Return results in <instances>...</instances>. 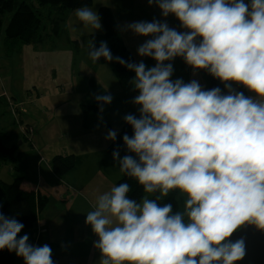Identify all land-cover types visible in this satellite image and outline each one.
Returning a JSON list of instances; mask_svg holds the SVG:
<instances>
[{"label":"clouds","instance_id":"1","mask_svg":"<svg viewBox=\"0 0 264 264\" xmlns=\"http://www.w3.org/2000/svg\"><path fill=\"white\" fill-rule=\"evenodd\" d=\"M162 15L174 14L188 31L166 22L139 21L126 26L139 36H151L137 49L156 61L127 62L113 57L107 42L88 45V56L115 61L135 72L138 92L132 101L140 116L124 117L134 134L123 142L136 157H119L121 174L143 188L137 202L129 198V183L113 185L96 196L86 214L98 237L99 264H236L245 256L244 239L229 237L245 224L264 230V0H148ZM75 15L86 27L101 29L92 8ZM200 38V39H198ZM182 57L194 69L207 70L225 84L202 89L198 81L171 79L172 61ZM235 82L256 94L245 96ZM97 102H112L97 95ZM116 131L107 139L115 141ZM183 198L181 210L159 202L170 192ZM150 198L151 194H157ZM24 225L0 212V250L7 248L24 264H54L49 245L34 246Z\"/></svg>","mask_w":264,"mask_h":264},{"label":"rangeland","instance_id":"2","mask_svg":"<svg viewBox=\"0 0 264 264\" xmlns=\"http://www.w3.org/2000/svg\"><path fill=\"white\" fill-rule=\"evenodd\" d=\"M106 2L118 11L115 18L121 40L132 52L135 63L147 61L154 67L156 61L141 57L137 52L138 47L152 37L136 35L126 28L130 23L139 22L136 21L138 17L131 16L133 8L140 7L147 12L159 9L158 17L162 22L178 32L187 30L174 14L164 17L157 4L149 5L148 0H93L87 7L98 13L100 7L107 6ZM157 19L153 16L149 22ZM6 24L0 35V96L12 98L17 109L6 108L2 99L0 139L5 147L14 149L16 160H6L0 152V180L12 184L21 178L23 188L39 189L47 197L43 214L48 224L40 236V246L51 247L54 264H99L101 253L93 246L98 237L85 223L86 214L92 210L96 196L113 185L118 186L123 177L118 162L109 152L113 140L106 137L110 130L119 134L126 115L139 118L140 106L132 102L137 94L121 86L110 65H97L88 56V45L93 44L91 35L105 32L102 23L99 30L86 27L73 10L66 16L65 38L38 46L19 44L12 51L11 45L8 47L5 42ZM165 63L173 65V81L196 80L202 89H212L208 79L213 76L207 70L194 69L182 57ZM229 83L235 91L256 98V94L244 85ZM104 94L111 95L112 102L97 118H87L83 105L95 103V97ZM224 94H227L226 87ZM13 111L18 114L15 116ZM88 124L95 126L88 127ZM72 154L82 157L83 162L67 176L55 174L51 169L54 157ZM125 155L135 158L133 153L119 151L121 159ZM171 194L183 200L178 191ZM35 232L37 227L21 231L18 238L27 234L29 243L34 245ZM1 253L2 264H24L23 258L15 263L8 262L11 252L7 248Z\"/></svg>","mask_w":264,"mask_h":264},{"label":"trees","instance_id":"3","mask_svg":"<svg viewBox=\"0 0 264 264\" xmlns=\"http://www.w3.org/2000/svg\"><path fill=\"white\" fill-rule=\"evenodd\" d=\"M93 0H0V35L5 22V39L10 46V50H14L20 44L28 45H43L52 42L54 39L65 38V18L66 15L79 7L91 5ZM98 15L105 29L104 33L98 34L95 32L91 35L93 44L99 48L100 42H107L113 57H121L127 62H134V57L131 51L123 44L112 11L108 6L99 8ZM49 30L44 33V30ZM97 65H110L116 73L119 83L127 91L138 92L134 89L132 80L135 77V72L130 71L126 66H123L115 61L111 62L100 58L96 62ZM211 88L219 87L221 91L224 86L214 77H209ZM108 95V94H104ZM107 104H103V110ZM6 108L8 106L5 105ZM101 103L95 102L90 105H83L86 117L98 116ZM136 116V115H134ZM138 118V117H137ZM92 125V124H91ZM90 126L89 124L87 125ZM1 134V133H0ZM127 134L131 137L134 132L131 125L124 123L121 131L116 136L115 141H112L109 146V152L113 154L114 150L127 152V147L123 142V136ZM0 139V152L4 154L6 160H16L14 149L5 147ZM130 153V152H129ZM135 158L136 154L133 153ZM138 159V158H137ZM82 157L72 155L56 156L52 160V171L62 177L72 172L81 164ZM21 178H18L12 184H6L0 180V212L8 218H15L18 222L24 225L22 231H29L35 225L38 214L43 212L47 205V197L35 190L25 189L21 186ZM127 182L131 186L129 198L141 199L143 195H148L143 192L142 186L132 178L125 175L118 181L120 183ZM157 194H151L150 198H154ZM161 205L171 203L173 212L179 211L183 207V200L176 199L172 194L166 199L159 202ZM2 250H0V264L2 260ZM11 261L17 262L22 257H18L15 252H11Z\"/></svg>","mask_w":264,"mask_h":264},{"label":"crops","instance_id":"4","mask_svg":"<svg viewBox=\"0 0 264 264\" xmlns=\"http://www.w3.org/2000/svg\"><path fill=\"white\" fill-rule=\"evenodd\" d=\"M109 8H110V10L112 11V14H113V17H114V20H115V24H116V27H117V29H118V32H119V34H120V31H119V28H118V25H117V20H116V18H115V14L116 13H118V11H117V9H115L114 7H113V5H111V4H109V3H105ZM71 12V11H70ZM159 13H160V11H159V9H157L156 11H154V12H152V11H150V12H147V11H145V10H143L142 8H140V7H136V8H133V11H132V13H131V16H132V18L134 19V17H138V19L136 20V21H147V22H149L150 20H151V18L153 17V16H156L158 19V21L160 20L161 21V19L162 18H159L158 16H159ZM128 14V13H127ZM119 15H120V13H119ZM67 16V15H66ZM65 20H66V18H65ZM162 22V21H161ZM49 31V30H48ZM47 31V32H48ZM185 31H187V30H185ZM120 37H121V34H120ZM5 41H6V39H5ZM145 42V41H144ZM6 44H8V43H6ZM8 47H9V45H8ZM132 53V52H131ZM145 63V65L147 66V67H151L152 65L149 63V62H147V61H145L144 62ZM116 74V73H115ZM122 86V85H121ZM225 89V88H224ZM126 90V89H125ZM127 91V90H126ZM128 92H134V91H128ZM136 93V92H135ZM222 93L224 94V90L222 91ZM137 94V93H136ZM138 95V94H137ZM4 97H5V95L3 94V96H0V107H2L3 105L1 104V101H2V99H3V101L4 102H2V103H4V105H6V106H10V107H12V109H14V108H16L17 109V106H15L16 105V103L14 102V100L12 99V98H9V97H7V99H4ZM13 114H15V116L18 114L17 112H14L13 111ZM100 115V114H99ZM98 115V116H99ZM98 116H93V117H95V118H97ZM95 125H92V126H89V127H94ZM30 138V137H29ZM67 156V155H66ZM75 170V169H74ZM74 170L71 172V173H73L74 172ZM67 176V175H66ZM33 190H35V191H37V192H40L41 193V191L39 190V189H33ZM42 194V193H41ZM46 209V208H45ZM45 209L43 210V212H41V213H39L38 214V218H37V221H36V225L34 226V227H37V232H35L34 233V246H40V242H41V238L42 237H40L41 236V234L43 233V230H44V228L47 226V224H48V221H47V216H46V214H43L44 212H45ZM11 257H12V255H10V257H9V260H8V262H10V263H15V262H12L11 261Z\"/></svg>","mask_w":264,"mask_h":264},{"label":"water","instance_id":"5","mask_svg":"<svg viewBox=\"0 0 264 264\" xmlns=\"http://www.w3.org/2000/svg\"><path fill=\"white\" fill-rule=\"evenodd\" d=\"M244 239L245 256L236 264H264V230L245 224L237 229L229 240Z\"/></svg>","mask_w":264,"mask_h":264}]
</instances>
